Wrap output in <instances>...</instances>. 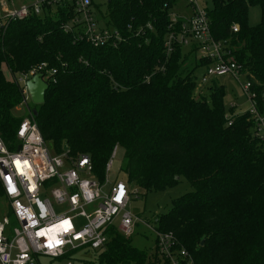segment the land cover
Returning <instances> with one entry per match:
<instances>
[{
    "label": "trees",
    "instance_id": "trees-1",
    "mask_svg": "<svg viewBox=\"0 0 264 264\" xmlns=\"http://www.w3.org/2000/svg\"><path fill=\"white\" fill-rule=\"evenodd\" d=\"M177 3L108 0L105 12L96 7L98 21L123 38L115 47L79 39L70 5H46L0 28V138L9 152L20 145L16 131L26 114L16 110L22 86L14 79L42 64L43 71L53 68L56 81L47 83L33 114L51 151L88 155L102 181L120 147L126 183L144 194L186 179L192 190L155 220L159 229L171 231L196 264H264V141L248 111L230 107L225 116L224 85L198 80L194 71L211 62L195 45L177 43L166 53L164 40L180 31L169 28ZM251 5L261 11L253 26ZM205 8L212 38L244 68L264 115V0H212ZM70 22L74 31H65ZM148 255L110 230L99 264H146Z\"/></svg>",
    "mask_w": 264,
    "mask_h": 264
},
{
    "label": "built area",
    "instance_id": "built-area-1",
    "mask_svg": "<svg viewBox=\"0 0 264 264\" xmlns=\"http://www.w3.org/2000/svg\"><path fill=\"white\" fill-rule=\"evenodd\" d=\"M183 1L190 13L185 17L179 16L175 10L170 12L169 28L178 25L180 31L178 34L171 33L164 40L166 53L169 54L177 43L185 46L195 45L199 56L211 62L201 77V84L223 75L235 78L249 104L246 111L254 120L255 134L264 141V115L256 109V93L252 90L251 82L245 77L244 68L221 41L212 38L205 6L199 0ZM14 2L0 0V28H6L12 20H21L30 14H40L46 5H70V21L74 24L79 39L94 47H115L123 41L117 29L98 21L92 0ZM72 23L63 25L64 30L74 31ZM232 31L236 32L237 27L233 25ZM44 68L45 65L42 64L14 79L22 86V102L16 110L25 107L27 111L16 131L20 149L9 152L0 138L2 146L9 154L6 158L10 163L7 168L0 165V249H3L0 251V264H74L76 260V264H81L75 257V253L81 250L95 253L94 261H82V264H99V256L106 249L110 230L119 232L125 238H130L134 233L139 219L128 210V205L138 188L129 187L121 180L109 181L108 174L117 146L113 148L105 166V177L102 181L93 174V164L88 155L73 157L67 150L59 154L51 151L33 120L25 85L27 79L37 73L42 74L46 83L55 82L56 70L52 68L43 71ZM262 96L264 98V88ZM25 121H28L29 131H25L21 137L17 133ZM33 125L40 136L38 146H34L37 142L28 140ZM15 157H19L21 162L28 161L32 172L31 181L23 178L22 172L15 168ZM57 160L60 164L56 163ZM82 181L88 182V190L93 192V199H86L80 186ZM9 184L13 185L15 191H10ZM57 191L62 193L59 198L54 195ZM117 196L120 198L116 199ZM37 200L45 204L46 214L43 216L39 214L38 205L35 204ZM29 208L32 209L30 214L23 216ZM65 220L69 222L66 228L51 233L52 229L63 224ZM151 228L155 234V243L146 264H196L190 252L179 243L171 231H162L157 226ZM41 232L43 235L38 234ZM50 234L59 243H52L49 240Z\"/></svg>",
    "mask_w": 264,
    "mask_h": 264
},
{
    "label": "rangeland",
    "instance_id": "rangeland-1",
    "mask_svg": "<svg viewBox=\"0 0 264 264\" xmlns=\"http://www.w3.org/2000/svg\"><path fill=\"white\" fill-rule=\"evenodd\" d=\"M16 3H21L27 0H13ZM93 5L96 9L101 12H105L107 8L108 0H92ZM175 11L179 16H189L190 11L186 8V5L183 0H177ZM201 4L206 7L211 6L212 0H199ZM14 2V3H15ZM261 11L258 5H251L248 9V24L253 26L259 23ZM102 25V24H100ZM203 68H197L194 71V74L200 77L204 74ZM3 74L7 80H12V74L8 68L3 67ZM218 83L224 85L225 95H224V108L225 116L232 115L229 112L230 107L233 105V114H238L246 111L249 107V104L240 89V86L235 78L230 75H223L214 78ZM242 83V82H241ZM201 86V84H200ZM202 87V86H201ZM202 89V88H201ZM207 94V91H205ZM29 109L32 111L35 104L29 98L28 101ZM19 115L26 114V108L23 107L17 111ZM123 164V150L118 147L116 149L115 156L112 158L111 169L109 172V181L113 182L115 180H121L126 182L125 174L120 170ZM192 190L189 182L181 178L179 183L165 191H149L144 194L141 189H137V193L131 196V202L128 205V210L132 212L133 215H136L139 219V222L135 225L134 233L129 238L130 244L146 253L152 251L153 245L155 243V234L151 227L159 226L155 220L160 216L168 212L172 205V200L183 195ZM1 203V201H0ZM61 208V207H60ZM62 209V208H61ZM58 212V211H57ZM117 224V222H116ZM94 251L81 250L75 253L76 259L82 261H94ZM77 263V260L74 264ZM60 264V263H55ZM61 264H64L62 262Z\"/></svg>",
    "mask_w": 264,
    "mask_h": 264
},
{
    "label": "clouds",
    "instance_id": "clouds-1",
    "mask_svg": "<svg viewBox=\"0 0 264 264\" xmlns=\"http://www.w3.org/2000/svg\"><path fill=\"white\" fill-rule=\"evenodd\" d=\"M25 131H29L28 121H25L21 125V129L18 131L17 134L19 136L23 137ZM28 140L37 142V145H34V146H38V142L40 141V136L36 132V128H35L34 125L31 127V130H30L29 136H28ZM0 153H4V155H0V165H2L3 167H6V168L10 167L9 159L6 158V156H8L9 154L7 153V150L2 146V142H0ZM56 163L60 164V161L57 160ZM14 164H15V168L22 172L23 178L31 181L32 172H31V169L29 168L28 161L24 160L23 162H21L19 157H15L14 158ZM41 179H43V177H41ZM80 186H81L82 190H84V192H85L86 199H88V200L93 199V192L91 190H88V182L87 181H82ZM8 187L9 188H14L13 185H11V184H9ZM33 187H35V184H33ZM54 195L57 198H59V197L62 196V193L57 191ZM35 204L38 205L39 214L41 216L45 215L46 214L45 204L41 203L39 200L35 201ZM31 211H32V209L29 208L22 215L23 216H28ZM65 222H67V220H65ZM67 226H68L67 223H63V224L57 225V228L52 229L51 233H56L58 230L66 228ZM49 240L52 243H57L58 242L57 240L54 239V237L51 234L49 236ZM0 251H3V249H0Z\"/></svg>",
    "mask_w": 264,
    "mask_h": 264
},
{
    "label": "water",
    "instance_id": "water-1",
    "mask_svg": "<svg viewBox=\"0 0 264 264\" xmlns=\"http://www.w3.org/2000/svg\"><path fill=\"white\" fill-rule=\"evenodd\" d=\"M25 85L27 88L28 96L32 101V103L35 105H39L43 103L44 93L48 87V84L43 80L42 74L41 73L34 74L29 79H27ZM32 113L35 114L36 110L33 109ZM20 147L21 146L19 145L17 149H20Z\"/></svg>",
    "mask_w": 264,
    "mask_h": 264
},
{
    "label": "snow or ice",
    "instance_id": "snow-or-ice-1",
    "mask_svg": "<svg viewBox=\"0 0 264 264\" xmlns=\"http://www.w3.org/2000/svg\"><path fill=\"white\" fill-rule=\"evenodd\" d=\"M10 191H15V189H14V188H10ZM122 192H123V189H121V193H122ZM119 198H120L119 196L116 197V199H119ZM63 223H67V224H68L69 222H68V221H67V222L64 221ZM38 234H39V235H43V232L38 233ZM57 243H59V241H58Z\"/></svg>",
    "mask_w": 264,
    "mask_h": 264
}]
</instances>
